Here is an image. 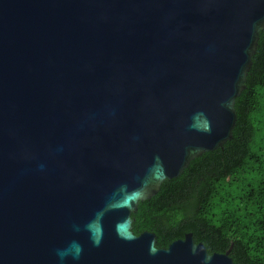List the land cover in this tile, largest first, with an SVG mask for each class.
Instances as JSON below:
<instances>
[{
    "label": "water",
    "instance_id": "water-1",
    "mask_svg": "<svg viewBox=\"0 0 264 264\" xmlns=\"http://www.w3.org/2000/svg\"><path fill=\"white\" fill-rule=\"evenodd\" d=\"M262 30L264 0H0V264H233L131 214L231 140Z\"/></svg>",
    "mask_w": 264,
    "mask_h": 264
},
{
    "label": "trees",
    "instance_id": "trees-1",
    "mask_svg": "<svg viewBox=\"0 0 264 264\" xmlns=\"http://www.w3.org/2000/svg\"><path fill=\"white\" fill-rule=\"evenodd\" d=\"M234 109L231 140L139 202L134 235L153 233L156 248L165 249L190 233L209 254L229 251L233 264H264V30Z\"/></svg>",
    "mask_w": 264,
    "mask_h": 264
}]
</instances>
